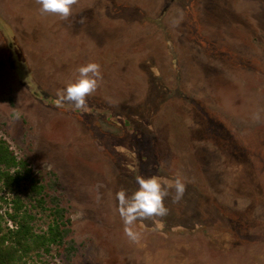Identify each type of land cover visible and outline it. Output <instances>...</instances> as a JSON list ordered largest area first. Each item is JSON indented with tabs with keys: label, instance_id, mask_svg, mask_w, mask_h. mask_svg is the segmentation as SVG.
Returning <instances> with one entry per match:
<instances>
[{
	"label": "rangeland",
	"instance_id": "1",
	"mask_svg": "<svg viewBox=\"0 0 264 264\" xmlns=\"http://www.w3.org/2000/svg\"><path fill=\"white\" fill-rule=\"evenodd\" d=\"M88 62L103 79L79 114L58 94ZM159 92L155 110L137 107ZM111 104L140 109L142 129L150 116L152 135L108 122ZM0 133L57 180L74 249L56 246L58 264H264V0H77L67 19L0 0ZM138 176L186 190L130 226L134 242L117 193Z\"/></svg>",
	"mask_w": 264,
	"mask_h": 264
},
{
	"label": "trees",
	"instance_id": "2",
	"mask_svg": "<svg viewBox=\"0 0 264 264\" xmlns=\"http://www.w3.org/2000/svg\"><path fill=\"white\" fill-rule=\"evenodd\" d=\"M161 97L160 92L158 96L150 95V100L137 107L151 112L161 104ZM112 107L115 111L103 110L100 106L98 110L108 122H120L121 130H126L132 139L147 140L152 135L150 116L145 115L147 120L141 122L142 129L135 119L141 115L140 109L136 110L137 117L132 114L130 118L119 110L120 106ZM78 113L83 112L78 110ZM95 114L98 112L90 110L89 116L83 117L84 121L89 122ZM122 134L118 139L114 138L116 145L118 142L123 146L119 140ZM107 140L108 137L103 142L109 144ZM138 148H134V152ZM51 181L45 182L38 177L29 161L19 157L12 144L0 133V264H58L57 254L54 256L56 246L63 247L62 254L73 249L72 240L68 238L71 219L67 217V209L60 205V197L50 192L57 183L56 178ZM43 215L51 218L46 227L38 226ZM10 221L13 227L9 225Z\"/></svg>",
	"mask_w": 264,
	"mask_h": 264
},
{
	"label": "clouds",
	"instance_id": "3",
	"mask_svg": "<svg viewBox=\"0 0 264 264\" xmlns=\"http://www.w3.org/2000/svg\"><path fill=\"white\" fill-rule=\"evenodd\" d=\"M77 0H37L42 14H52L67 19L72 14V6ZM78 76L66 85L62 93H59V103H68L71 110L86 111L88 98L96 92L102 81L101 67L96 62H88L77 68ZM19 118V113L16 114ZM137 190L128 195L125 190L117 193L119 202V214L125 224L126 235L137 241L139 234L134 232L132 226L137 220L147 219L154 216L163 217L169 209L165 205V198L169 195V188L175 189L174 201L179 202L185 193V182L177 178L174 183L165 186L158 177L152 176L136 178Z\"/></svg>",
	"mask_w": 264,
	"mask_h": 264
},
{
	"label": "built area",
	"instance_id": "4",
	"mask_svg": "<svg viewBox=\"0 0 264 264\" xmlns=\"http://www.w3.org/2000/svg\"><path fill=\"white\" fill-rule=\"evenodd\" d=\"M9 225L13 227V223L11 221L9 222Z\"/></svg>",
	"mask_w": 264,
	"mask_h": 264
}]
</instances>
